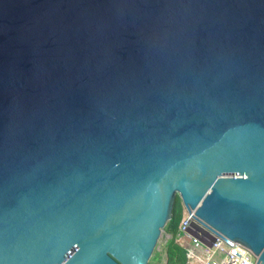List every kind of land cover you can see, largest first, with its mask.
I'll list each match as a JSON object with an SVG mask.
<instances>
[{
	"label": "water",
	"instance_id": "1",
	"mask_svg": "<svg viewBox=\"0 0 264 264\" xmlns=\"http://www.w3.org/2000/svg\"><path fill=\"white\" fill-rule=\"evenodd\" d=\"M177 198L264 264V0H0V264H149Z\"/></svg>",
	"mask_w": 264,
	"mask_h": 264
},
{
	"label": "built area",
	"instance_id": "2",
	"mask_svg": "<svg viewBox=\"0 0 264 264\" xmlns=\"http://www.w3.org/2000/svg\"><path fill=\"white\" fill-rule=\"evenodd\" d=\"M204 228L195 219L194 212L186 211L178 235L191 248L189 264H258L250 249L232 241L226 242L211 230Z\"/></svg>",
	"mask_w": 264,
	"mask_h": 264
},
{
	"label": "trees",
	"instance_id": "3",
	"mask_svg": "<svg viewBox=\"0 0 264 264\" xmlns=\"http://www.w3.org/2000/svg\"><path fill=\"white\" fill-rule=\"evenodd\" d=\"M183 204L180 198L174 206L172 220L167 224L165 232L169 233L172 238L165 244L164 252L167 254V264H189L188 256L190 246L178 235V229L185 215Z\"/></svg>",
	"mask_w": 264,
	"mask_h": 264
},
{
	"label": "rangeland",
	"instance_id": "4",
	"mask_svg": "<svg viewBox=\"0 0 264 264\" xmlns=\"http://www.w3.org/2000/svg\"><path fill=\"white\" fill-rule=\"evenodd\" d=\"M184 209H185V207H183V210ZM185 213H186V209H185ZM167 239H168V236H167L166 232L164 231L163 235H162V237L158 243V247L154 253V256L151 258L149 264H164L165 263V259L163 258L165 253L162 254L163 256L160 255V253L164 252V246L166 244Z\"/></svg>",
	"mask_w": 264,
	"mask_h": 264
},
{
	"label": "crops",
	"instance_id": "5",
	"mask_svg": "<svg viewBox=\"0 0 264 264\" xmlns=\"http://www.w3.org/2000/svg\"><path fill=\"white\" fill-rule=\"evenodd\" d=\"M166 234L168 236V239L166 241V243H167L172 238V236L169 233H167V232H166ZM163 253H165V252L160 253V255H162ZM163 258L165 259V263L164 264H167V254L166 253L164 254V257Z\"/></svg>",
	"mask_w": 264,
	"mask_h": 264
}]
</instances>
